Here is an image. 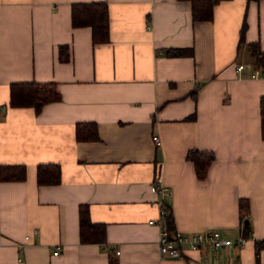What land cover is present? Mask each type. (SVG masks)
<instances>
[{"label":"crops","instance_id":"0c3cea01","mask_svg":"<svg viewBox=\"0 0 264 264\" xmlns=\"http://www.w3.org/2000/svg\"><path fill=\"white\" fill-rule=\"evenodd\" d=\"M79 2L107 5L106 41L73 25ZM250 43L264 51V0H220L196 21L189 0H0V165L26 170L0 180V264H109L110 253L118 264H264V76H250ZM31 81L55 83L60 98L10 106V85ZM79 122L97 138L77 139ZM189 150L213 153L203 178ZM46 163L58 183L37 182ZM163 202L173 231L218 229L233 243L161 257ZM84 205L105 243L81 242Z\"/></svg>","mask_w":264,"mask_h":264},{"label":"trees","instance_id":"16d2710c","mask_svg":"<svg viewBox=\"0 0 264 264\" xmlns=\"http://www.w3.org/2000/svg\"><path fill=\"white\" fill-rule=\"evenodd\" d=\"M191 4L192 20H208L212 17L213 5L220 0H189ZM71 21L74 26L89 25L92 29L93 42H104L107 40V5L104 2L90 3H72ZM245 23L241 26V31ZM252 52L251 64L253 67L264 71V51L260 50L256 43L249 44ZM167 54H188V49H168ZM59 58L68 59V52L64 51V46L59 48ZM59 91L53 82H16L12 83L9 88V105L10 106H31L35 110L47 102L58 100ZM260 120H261V137L264 138V96L260 98ZM76 138L79 140H89L97 138V128L94 122L77 123L75 127ZM187 158L194 162L197 176H205L208 164L213 160L214 155L211 152H200L189 150ZM25 166L21 164L0 165V180L23 179L25 177ZM36 178L39 184H54L60 180V168L53 163L39 164L37 166ZM169 212L164 216V221L169 230L172 229L170 220V204L164 203ZM247 205V202L241 199L240 208ZM246 217V214L243 215ZM241 236L249 238L250 226L241 225ZM79 238L81 242L105 243V225L103 223H94L90 220L87 206L79 208ZM255 255L258 260L260 250L264 247V240H255ZM109 264H118L116 257L112 253L109 255Z\"/></svg>","mask_w":264,"mask_h":264},{"label":"built area","instance_id":"2783aa9c","mask_svg":"<svg viewBox=\"0 0 264 264\" xmlns=\"http://www.w3.org/2000/svg\"><path fill=\"white\" fill-rule=\"evenodd\" d=\"M252 66V65H251ZM250 67L248 64L239 63L236 65V70L240 72L243 68ZM251 77H263L264 71L259 68L252 67L250 72ZM153 140L158 141L159 138L153 135ZM152 191L157 192L161 196H169L168 187L154 183L151 186ZM162 203V202H161ZM164 203V202H163ZM168 214V211L161 205L159 215L161 219ZM153 222V220H149ZM160 226L158 239V253L164 258H178L182 255L185 248L198 249L202 245H210L213 247L227 246L233 243L228 237H223L218 229H202L193 232H180L169 230L163 220L154 221ZM244 237L239 238V243H243ZM59 251V245L55 247L53 254L56 255ZM116 253L119 251L116 249Z\"/></svg>","mask_w":264,"mask_h":264},{"label":"water","instance_id":"95a60500","mask_svg":"<svg viewBox=\"0 0 264 264\" xmlns=\"http://www.w3.org/2000/svg\"><path fill=\"white\" fill-rule=\"evenodd\" d=\"M247 222H248L247 219H245L243 223H244V224H247Z\"/></svg>","mask_w":264,"mask_h":264},{"label":"rangeland","instance_id":"374dc122","mask_svg":"<svg viewBox=\"0 0 264 264\" xmlns=\"http://www.w3.org/2000/svg\"><path fill=\"white\" fill-rule=\"evenodd\" d=\"M234 239V238H233Z\"/></svg>","mask_w":264,"mask_h":264}]
</instances>
